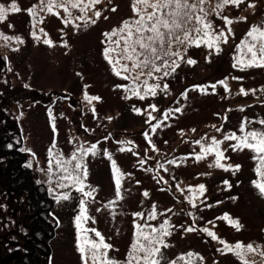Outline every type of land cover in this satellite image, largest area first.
Returning a JSON list of instances; mask_svg holds the SVG:
<instances>
[{
  "label": "rangeland",
  "instance_id": "rangeland-1",
  "mask_svg": "<svg viewBox=\"0 0 264 264\" xmlns=\"http://www.w3.org/2000/svg\"><path fill=\"white\" fill-rule=\"evenodd\" d=\"M12 2L0 0L6 8ZM15 3L21 11H9L0 22V32L23 41L0 38V134L7 147L24 149L25 159L19 163L53 198V208L46 217L55 232L50 253L41 256L40 264H84L77 250L75 225L81 199L85 200L88 217L82 221V228L99 231L105 243L112 245L108 257L121 264L136 240V224L159 229L166 220L171 235L165 237L168 247L161 248V264H244L245 260L264 264L260 254L264 252V195L253 184L264 183L260 174L264 166L258 158L264 153L248 148L233 150L231 145L237 141L225 139L231 133L244 136L250 131L264 132V67H233L243 56L240 45L247 32L253 25L264 24V0H245L239 8L229 5L221 10L235 21L227 43L219 44L221 51L203 43L199 47L177 44L175 51L179 50L184 59L178 60L175 72L148 82L161 85L155 96L145 95L143 83L139 85L142 76L135 83L123 79L135 72L116 75L104 55L106 47H115L104 33L122 27L125 19L138 18L132 11V0H100L95 6L84 0L81 6L87 5L85 11L79 7L71 12L64 8L49 12L41 8L40 0ZM33 6L37 20H42L35 28L26 11ZM57 12L59 15L54 14ZM219 17L221 22L213 19V27L220 23L219 31H227ZM65 19L70 22L64 23ZM119 38L117 35L112 40ZM45 39L52 45L44 44ZM188 59L195 63L188 64ZM221 80L226 81L227 90ZM164 84L168 85L166 90ZM132 88H139L140 95H134ZM241 88L248 94L244 95ZM85 94L101 99L89 103ZM150 105H155V110ZM177 108L180 111H175ZM49 109L54 119H50ZM213 137L222 143L214 145ZM53 144L54 154L71 161L65 165L70 171L77 162L86 166L88 174L82 179L84 190L92 191L91 197L83 196L76 190L79 185L69 181H63L69 185L66 188L58 186V177L64 173L54 158L53 171L48 172V149ZM92 145H96L95 155L77 151ZM210 145L213 150L205 152ZM217 150L223 153V168L214 166ZM73 153L80 159L72 160ZM199 154L203 158L197 160ZM10 157V153L0 155V264H18L23 242L31 233L32 210L24 193L19 189L7 191L4 185V177L10 173ZM113 160L119 170L115 173ZM201 184L205 186L203 193L198 187ZM62 193H69L71 198L57 202ZM153 206L155 218L149 219ZM137 212L143 215L135 216ZM225 214L229 219H221ZM229 220L239 221L241 227L237 229ZM189 227L195 230L186 231ZM205 228L217 239L203 231ZM84 236L99 241L94 232L82 231L81 241ZM221 240L230 245L251 244L256 251L245 247L242 259L235 249L223 250ZM141 242L146 243L142 238ZM88 264H93L90 256Z\"/></svg>",
  "mask_w": 264,
  "mask_h": 264
},
{
  "label": "snow or ice",
  "instance_id": "snow-or-ice-1",
  "mask_svg": "<svg viewBox=\"0 0 264 264\" xmlns=\"http://www.w3.org/2000/svg\"><path fill=\"white\" fill-rule=\"evenodd\" d=\"M209 0H132V11L136 14L138 18L132 20H126L123 22V26L114 29L110 33H104L105 37L108 38L110 44H114L115 47H106L104 49L105 58L108 60L109 64L112 65L113 71L116 75L120 76L122 72L132 73L135 72L136 75H124L123 79H132L135 82L139 81L141 76L152 77L154 73H161V76H156L157 80L162 79L175 72L176 68L179 67L178 60H183L184 57L181 55L179 50L173 51V44L188 46L195 45L197 47L203 43L209 49H214L216 52L221 51L219 47L220 42L227 43L228 34L232 33L233 30L231 25L235 22L232 18L227 15H222V11L226 6L233 5L237 8L245 2V0H217V4L213 11L217 16H222V19L227 25V31L220 30L216 31L213 27V23L208 19V13L203 7ZM84 3V0H40L41 8H46L49 12H52L54 8H64L65 11L68 10V5L70 4L72 8H78L81 4ZM100 3V0H88V5L95 6ZM249 7L254 8V3H249ZM85 8H81V11H85ZM116 9L113 8L112 11ZM19 13L21 8L17 6L15 0L6 8L3 4H0V22H3L6 19V14L8 12ZM26 11L32 16L33 28L37 22H42V20H37V9L36 6L26 9ZM59 15V13H54ZM101 13L96 12V16L99 17ZM239 20H246L247 17H239ZM68 19L64 20V23H69ZM95 23V21H92ZM9 27H13L9 25ZM79 27V26H77ZM41 32L44 29H40ZM32 35L36 37V33L33 31ZM119 35L120 38L117 40H112V37ZM0 38L4 40H17L20 43H23L20 37H8L4 33L0 32ZM44 44L52 45L50 39H45ZM122 44V46H121ZM18 50V49H16ZM240 51L243 53L242 58L238 59L236 64L233 67L240 66L241 69L250 68V67H264V24L253 25L251 29L247 32V36L241 42ZM186 52V49H185ZM114 53L115 57L110 55ZM250 54V55H249ZM125 61V63H121ZM157 61L160 63L158 64ZM131 62V65L129 63ZM188 64H194L195 61L192 59L187 60ZM117 65H119L120 70H117ZM170 69V71H169ZM225 89L227 90L228 85L226 81H219ZM145 95L151 94L155 96L157 94V89L161 87L159 83L148 84L147 79L143 81ZM200 87V86H195ZM214 89L215 84L211 85ZM168 88L167 84L163 85V90ZM203 90V89H202ZM132 93L134 95H140L139 88H132ZM244 95L248 93L241 88L240 90ZM255 91V90H252ZM85 100L89 103L94 100H100L98 96H89L85 94ZM144 97L141 96V99ZM155 110V105H150ZM139 112V109H134ZM95 111V109H93ZM169 111H172L171 109ZM175 111H180L179 108ZM48 115L50 119H54L52 116V111L49 109ZM151 115V114H149ZM168 116V112H165V117ZM155 119V117H153ZM264 124V121H261ZM53 130H55V124L53 123ZM193 131H195L193 129ZM219 131V129H217ZM241 131H244V126H241ZM147 136V133H145ZM251 138V141L249 140ZM227 140H236V144H232L231 147L233 150H243L248 148L257 154L264 153V132H247L244 136H237L235 133H231L225 137ZM200 143V141H196ZM214 145L218 146L222 141L216 140L213 137ZM12 147V145H8ZM55 144L48 149L49 167L48 172L53 171V158L55 159V164L62 169L64 174L58 177L60 188H66L69 185L63 183V181H69L73 185H79L76 189L78 192L82 193L83 196L91 197L92 191H85V185L83 183L82 177L87 176V168L82 163L77 162L71 169L65 165L70 164L71 161H64L59 158L58 155L53 153V148ZM213 146L210 145L205 152H211ZM24 151V149H21ZM31 151V150H29ZM84 155H87L91 152L93 155L96 154V145H92L90 148L85 149L82 146L77 149ZM223 156V153L219 150L216 151V167H225V165L220 163V159ZM197 160L203 158V154L197 155ZM260 159L261 166H264V155H258ZM76 153L72 154V160H79ZM109 159L111 157L109 156ZM27 167H31V164H28ZM112 167L114 173L119 171L116 167V162L112 161ZM228 168H232V165H228ZM240 165H236L235 169H239ZM257 171L260 172V168H257ZM261 176H264V172L260 173ZM122 175V174H121ZM227 183V182H225ZM253 184L259 189L260 194L264 195V183L253 181ZM230 186V185H229ZM199 190L201 193L204 192L205 186L203 184L199 185ZM116 189L117 196L119 197L120 190V179H116ZM94 191V189H93ZM145 196L148 195L147 192L144 193ZM69 193H62L56 197L57 202L60 200L70 199ZM111 203V202H110ZM80 212L75 217V225L78 232L77 237V250L81 253L84 264H88V256L91 257L93 264H121V262L116 261L108 257L107 250L112 248L111 244L105 243L104 237L96 229H86L82 228V221L87 220L86 215L87 208L85 200L81 199L79 202ZM99 210V209H98ZM135 216H142V213H134ZM155 218V206H153V212L149 214V219ZM221 219H229L228 215L225 214ZM230 223H233L237 229L241 227L239 221L229 220ZM170 227L168 221L166 220L157 228H151L150 225H140L136 224V240L131 245V250L128 253V257L123 264H161V261L164 259L163 253L161 251L162 247H168L165 243V237L171 235V232L168 230ZM144 228H150V231H144ZM195 229L189 227L186 231H194ZM87 233L89 231L94 232L96 237H99V241L92 239L90 237L84 236L83 241H81L80 233ZM203 231L207 232L209 236L213 239H217L216 235L211 232L209 229L205 228ZM141 238L144 242H141ZM220 243L225 245L223 250L233 251L236 250L235 254L240 256L243 259L242 249L246 247L247 251L254 252L255 248L251 244L246 246L237 243L235 245L227 244L225 241L221 240ZM87 246V247H86ZM103 249L104 251H101ZM264 256V252L260 253ZM189 256H192V253H188ZM175 264V262H171ZM244 264H249L247 260L244 261Z\"/></svg>",
  "mask_w": 264,
  "mask_h": 264
},
{
  "label": "trees",
  "instance_id": "trees-1",
  "mask_svg": "<svg viewBox=\"0 0 264 264\" xmlns=\"http://www.w3.org/2000/svg\"><path fill=\"white\" fill-rule=\"evenodd\" d=\"M216 4L217 0H209L208 3L203 5V7L208 13V19H210L212 22L213 19L216 22H221V18H217L216 13L213 11V9L216 7ZM80 8H82L81 5ZM71 10V5H68L67 11L71 12ZM77 12L78 11L76 10V14ZM126 20L132 19H125L124 21ZM219 26L220 23H218V28L215 29L216 31H219ZM99 45L100 43L98 46ZM176 45L177 44H173V51H175ZM157 63L159 64L160 62L157 61ZM159 75L161 76L162 72L154 73L152 77L142 76L139 81V85L143 83L145 79L150 82ZM258 115L259 114L257 113L256 116ZM0 137V155H2V153H10L12 155V157H10L7 161V170H9L10 173L4 177V185L6 186L7 191L12 189L21 190V192L24 193L25 200L29 203L32 210V217L29 220V227L31 231L30 237H27V239H25L23 242L24 251L21 252V254H18V264H40L41 256L50 253V240L52 239L55 232L53 223L46 217L47 211L53 208V198L48 195V192L43 185H37L34 183L29 170L23 168L19 163L25 159L24 153L20 149H17V147L8 148L6 141L2 139V133L0 134ZM247 181L249 180L247 179Z\"/></svg>",
  "mask_w": 264,
  "mask_h": 264
}]
</instances>
